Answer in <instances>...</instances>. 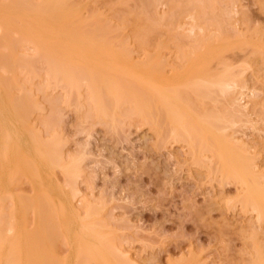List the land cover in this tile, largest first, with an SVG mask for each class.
Listing matches in <instances>:
<instances>
[{
    "label": "bare ground",
    "instance_id": "6f19581e",
    "mask_svg": "<svg viewBox=\"0 0 264 264\" xmlns=\"http://www.w3.org/2000/svg\"><path fill=\"white\" fill-rule=\"evenodd\" d=\"M99 1L0 0V264H71L65 251L69 246L63 250L59 242L74 246L80 256L75 255L74 263L93 257L110 264V251H120L124 257L119 252L118 260L129 263L126 249L106 236L102 239L105 232L100 234L99 228H85L84 221L82 227L92 239L77 233L73 242L77 231L71 235L67 222L72 215L64 216V211L76 207L78 218L82 216V199L75 200L82 170L65 150L59 132L52 130H57L52 121L38 116V93L47 99L50 88H62L65 106L74 105L83 119L90 117L95 123L113 128L123 122L148 125L159 136L168 125L171 140L185 142L196 165H212L214 159L222 182L239 185L241 208L255 211L256 222L263 225L259 221H264V170L258 169L257 156L249 149L253 146L229 132L239 110H222L213 98L218 89L234 102L239 89L246 87L244 75L236 73L222 54L243 47L247 38L196 33L183 48V39L154 37L165 20L172 23L188 8H197L199 15L211 0H188L172 14L159 11L165 0H139L132 19L119 14L116 23L96 5ZM217 19L214 24L220 23ZM171 44L176 55L167 57ZM138 49L144 51L142 59L136 55ZM57 100H50L55 117L60 113ZM206 157L212 162L208 164ZM260 227L254 225L255 232L247 236L251 242L246 240L251 264H264Z\"/></svg>",
    "mask_w": 264,
    "mask_h": 264
},
{
    "label": "rangeland",
    "instance_id": "374dc122",
    "mask_svg": "<svg viewBox=\"0 0 264 264\" xmlns=\"http://www.w3.org/2000/svg\"><path fill=\"white\" fill-rule=\"evenodd\" d=\"M187 1L165 0V4L159 5V11L168 10L172 14L176 7ZM140 3L139 0H101L96 5L116 23V15L119 14H128V18L132 19V11L137 10ZM209 4L199 15L197 8H188L184 13L177 14L172 23L169 19L165 20L154 37L183 39V48L193 42L192 36L196 33H221L231 39L238 34L247 38L248 43L243 47L234 46L222 54L235 72L238 70L240 75H244L241 77L243 82L246 80V87L239 89L241 91L236 94L238 99L234 102L218 89L213 98L222 110H239L234 112L236 122L228 128L229 132H233L240 142L244 139L253 146L249 149L257 156V168L264 170V0H211ZM212 4L215 6L213 11ZM216 19L220 23L214 24ZM192 25L194 29L191 31ZM258 46H261L260 50H257ZM151 48H155L154 42ZM175 51V45L171 44V50L166 51L167 57L176 55ZM136 55L140 59L145 56L141 49ZM173 60L179 64V59ZM40 92L38 100L43 110H39L41 114L36 111V117L43 116L52 121V127L57 129L56 132L54 128L52 130L56 134L59 132L58 137L63 139L65 150L79 161L82 170L77 176L81 193L75 198L78 202L82 201L79 207L76 205L82 209V216L79 213L81 220L78 212L74 211L76 207L64 211V216L67 215L65 212L72 215L67 222L71 235L77 231L72 236L73 242L79 235L89 237L90 231H85V228L89 229L92 225L89 230L99 228L97 231L100 234L105 232L104 236L101 235L102 239L106 236L113 244L120 245L122 251L126 249L130 257L128 264H251L252 252L246 240L251 242L252 237L247 236L255 232L252 229L255 225L258 229L262 226L259 235L263 234L261 238H264V221H259L263 225L258 224L255 211L241 208L239 185L228 180L223 181L227 183L222 182L214 159L213 162L210 160L212 165L205 162L204 166H200L201 163L196 165L188 145L171 140L168 125H164L160 136L148 125L137 123L123 122L113 128L95 123L90 117L83 119L82 111L74 105L65 106L68 104L63 103L62 88L48 89L49 94H46L51 99H45V93ZM52 99H60V113L55 114L56 117L51 109ZM209 159H206L208 164ZM59 177L64 179L60 173ZM25 187L31 194V188L28 185ZM43 203L46 205V202ZM40 204L37 203V206ZM83 221L89 226L86 227ZM77 227L81 231L78 232ZM58 246L63 250L69 246L65 250L69 251L68 258L71 264H78V261L74 263L77 251H74L73 245L59 242ZM119 252H109L111 255L107 257L113 261L110 264H121V258H118L122 253L116 255ZM84 256L81 255V258ZM83 261L84 264H105L93 257L88 262Z\"/></svg>",
    "mask_w": 264,
    "mask_h": 264
}]
</instances>
